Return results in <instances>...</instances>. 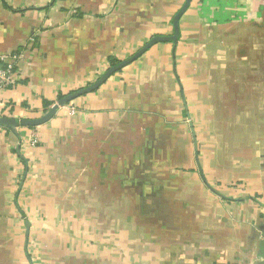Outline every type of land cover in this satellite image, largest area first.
Masks as SVG:
<instances>
[{
  "label": "crops",
  "instance_id": "crops-1",
  "mask_svg": "<svg viewBox=\"0 0 264 264\" xmlns=\"http://www.w3.org/2000/svg\"><path fill=\"white\" fill-rule=\"evenodd\" d=\"M184 2L0 0V116H41L172 35ZM258 2L192 0L176 43L0 126V264H264Z\"/></svg>",
  "mask_w": 264,
  "mask_h": 264
},
{
  "label": "water",
  "instance_id": "water-1",
  "mask_svg": "<svg viewBox=\"0 0 264 264\" xmlns=\"http://www.w3.org/2000/svg\"><path fill=\"white\" fill-rule=\"evenodd\" d=\"M192 0H185L183 6L180 8V10L175 14L172 24H173V32L172 35L165 37H155L152 40H150L145 46H143L140 50H138L136 53H134L129 58L119 62L118 64L109 67L96 81H94L92 84H89L88 86H85L83 88H80L78 90H75L73 92H70L61 98L57 100L56 103H54L52 106L49 107L48 110L45 111L44 114L41 116L35 117V118H26V119H17L12 117H6V116H0V126L6 127V128H14L17 126H26V127H34L41 125L48 120L52 118V116L55 114L57 109L59 107H63L66 104H68L73 99L85 95L87 93L93 92L97 90L102 84L105 83L107 78L113 74L114 72H117L118 70L122 69L127 64L131 63L138 57H140L152 44L160 41H170L173 43H176L178 37H179V20L181 15L186 11L188 8L190 2Z\"/></svg>",
  "mask_w": 264,
  "mask_h": 264
},
{
  "label": "built area",
  "instance_id": "built-area-1",
  "mask_svg": "<svg viewBox=\"0 0 264 264\" xmlns=\"http://www.w3.org/2000/svg\"><path fill=\"white\" fill-rule=\"evenodd\" d=\"M12 57L13 60H15L17 56H12ZM12 70H13V65L9 63L5 67H0V87H2L5 83L8 82ZM32 143L35 144V141L33 140Z\"/></svg>",
  "mask_w": 264,
  "mask_h": 264
},
{
  "label": "trees",
  "instance_id": "trees-1",
  "mask_svg": "<svg viewBox=\"0 0 264 264\" xmlns=\"http://www.w3.org/2000/svg\"><path fill=\"white\" fill-rule=\"evenodd\" d=\"M115 63H116L115 60H112V61H111V65H115ZM46 106H47V105H46ZM46 106H45V107H46ZM45 109H46V108H45Z\"/></svg>",
  "mask_w": 264,
  "mask_h": 264
},
{
  "label": "rangeland",
  "instance_id": "rangeland-1",
  "mask_svg": "<svg viewBox=\"0 0 264 264\" xmlns=\"http://www.w3.org/2000/svg\"><path fill=\"white\" fill-rule=\"evenodd\" d=\"M257 1H259L258 3H260L261 2V0H257ZM32 118V117H31ZM34 118V117H33Z\"/></svg>",
  "mask_w": 264,
  "mask_h": 264
}]
</instances>
